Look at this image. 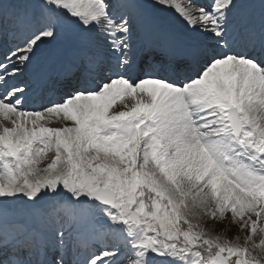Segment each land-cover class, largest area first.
<instances>
[{"label": "snow or ice", "instance_id": "6c2138e0", "mask_svg": "<svg viewBox=\"0 0 264 264\" xmlns=\"http://www.w3.org/2000/svg\"><path fill=\"white\" fill-rule=\"evenodd\" d=\"M19 27L0 59V264H264V0H0V37ZM56 41L59 65L18 79Z\"/></svg>", "mask_w": 264, "mask_h": 264}, {"label": "rangeland", "instance_id": "374dc122", "mask_svg": "<svg viewBox=\"0 0 264 264\" xmlns=\"http://www.w3.org/2000/svg\"><path fill=\"white\" fill-rule=\"evenodd\" d=\"M148 2L154 3L155 0H148ZM176 2L184 4V3H187L188 1L187 0H176ZM152 12H153L154 18L158 22L161 21V17H162V19L166 22L167 28L173 29L176 32H181L183 30V28H182L183 27V21L179 15V13L175 10L174 7H165L163 5H158L152 9ZM27 32H28V29L26 27H19V28L15 29V31H13V32H5V34L3 35L4 37L1 38V40H0V49H3L4 51H6L5 49L12 48V46L14 47L17 44L22 45L23 40L25 39V37L27 35ZM9 43H15V44L10 46ZM66 54H67L66 48H65L63 41H56L50 46L43 47L40 50V52L37 53V56L34 59L33 64L40 63L44 59H46L47 57H49L51 55L55 56V58H57V59L60 58L59 59V62H60L66 56ZM33 64L30 65L29 68L25 70V72L23 74L24 76H26L25 73L27 74V71H29L30 68H32ZM23 75L18 77V79L24 80ZM60 124H61V122L54 118L52 123L50 124V126L55 127V126H60ZM209 227H213L211 222L209 223ZM214 227L217 231H219L221 229L229 228L230 230L227 232V235L229 237H232L238 233L237 227L234 225H228L227 221H225L224 223L215 224Z\"/></svg>", "mask_w": 264, "mask_h": 264}, {"label": "bare ground", "instance_id": "6f19581e", "mask_svg": "<svg viewBox=\"0 0 264 264\" xmlns=\"http://www.w3.org/2000/svg\"><path fill=\"white\" fill-rule=\"evenodd\" d=\"M188 1V0H187ZM185 2V1H184ZM200 2L201 3H203V4H207V3H209L210 2V0H200ZM161 17V16H160ZM159 24L161 25V27L164 29V30H166V31H168V32H171V33H178V32H176V31H174L173 29H169V28H167V25H166V22L162 19V17H161V21H159ZM174 25V24H173ZM183 28V27H182ZM180 29V28H179ZM172 30V31H171ZM4 36H2V37H0V40H1V38H3ZM13 44H15V43H9V45L10 46H12ZM13 47V46H12ZM7 48V47H6ZM6 51L8 50V48L7 49H5ZM6 51H4L3 49H0V59H3V55H4V53L6 52ZM60 59V58H59ZM59 59H57V58H55V56H49V57H47L46 59H44L42 62H40V63H35V64H33V66H32V68H30V70H29V74L27 73H25V75L26 76H24L23 75V79L24 80H31V78L30 77H36L37 75H39L40 73H42V72H46V71H50V70H52V69H54V68H56L58 65H59ZM62 59V58H61ZM54 90H56V89H54ZM57 91V90H56ZM47 92V91H46ZM45 92V93H46ZM44 93V94H45ZM57 93L58 94H60V92L59 91H57ZM47 95H50V93L49 92H47ZM37 97H40L39 98V102L41 101V97H43V96H38V95H33L31 98H30V102H29V105L30 104H32L33 106H38L40 103L39 102H37V104H33V99H35V98H37ZM48 97V96H47ZM53 101H57L56 99H55V97L52 99Z\"/></svg>", "mask_w": 264, "mask_h": 264}]
</instances>
